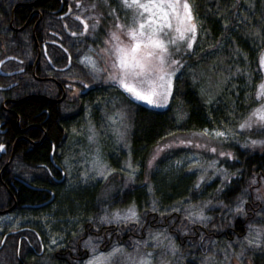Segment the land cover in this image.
<instances>
[{
  "label": "trees",
  "instance_id": "1",
  "mask_svg": "<svg viewBox=\"0 0 264 264\" xmlns=\"http://www.w3.org/2000/svg\"><path fill=\"white\" fill-rule=\"evenodd\" d=\"M27 1L32 0H3L4 8H0V42L6 54L20 59L31 56L34 50L32 37L27 27L19 32L12 28L22 27L33 8L19 6L12 18L11 11L18 2ZM67 1L86 9L92 3L96 8L93 12L102 27L110 22L107 14L111 10L120 12L117 0ZM188 2L196 25V40L192 51L181 60L183 66L174 79L171 100L165 110H151L144 102L129 100L120 89L102 85H94L74 105H64L61 115L54 105L39 99H28L13 107L19 116V127L41 124L46 138L23 158L17 153L25 151L26 142L16 144L15 156L0 175V210L10 201L4 187L9 186L12 177L25 180L27 173L41 174L38 170L46 173L38 165H49L50 140L55 149L53 160L59 163L56 152L62 151L72 137L70 131L74 120L83 115H91L96 120L94 112L96 115L100 111L119 112L127 154L115 160L110 155L112 151L105 152L106 161L113 171L103 182L75 190H65L63 186L54 190L42 184L55 191V199L51 200V203L54 201V209L37 215V219L57 223L61 235L70 240L74 252L80 249L82 237L90 236L97 242H105L107 248L121 241V245L130 250L144 243L149 235L162 232L164 242L172 244L170 250L165 247L169 251L163 252L159 248L161 244L157 247L155 255H159L163 262L227 264L228 260L220 256L219 248L236 243L241 247L242 260L249 264H264L262 244L252 248L244 245L253 227L264 228L262 203L254 195V190L264 184V149L253 151L249 145L250 140L261 139L264 133L241 134L225 143L224 149L231 158L203 157L205 161L208 159L206 163L216 162V171L221 170L226 176L223 179L213 175L209 181L202 182L194 172L160 173L161 165L172 157L170 153L160 158L153 169H147L152 148L169 134L225 126L235 129L258 104L256 90L262 79L258 61L264 50V0ZM57 7L56 0H39L34 8L48 16ZM10 22L12 28L9 27ZM52 27L57 28L56 24ZM76 28L80 29L77 25ZM102 38L100 33L85 35L80 40L81 50L88 46L97 47ZM4 67L11 70L20 66L7 62ZM77 68L80 77L91 82L88 73L81 66ZM24 79L25 75L21 76L19 84L8 94L19 97L23 91L39 87L32 77H29L27 85H24ZM15 122V117H11L4 136H0V145L5 148L11 146L18 133ZM26 136L38 140L41 132L30 129ZM125 157L137 168V175L129 180L119 173ZM4 165L5 157L1 156L0 170ZM21 197L31 203L40 201L36 192H24ZM129 207L135 208L137 222L112 224L102 219ZM190 213L196 216H190ZM70 220V223L66 222ZM16 248L13 238L6 239L0 249V264H53L44 258L30 262L20 253L18 258Z\"/></svg>",
  "mask_w": 264,
  "mask_h": 264
},
{
  "label": "rangeland",
  "instance_id": "2",
  "mask_svg": "<svg viewBox=\"0 0 264 264\" xmlns=\"http://www.w3.org/2000/svg\"><path fill=\"white\" fill-rule=\"evenodd\" d=\"M183 2L184 0H181V4ZM116 3L120 9L119 14L117 11L111 10L110 13L107 14L111 20L103 27L99 25L100 21L93 12L96 8L92 3L88 4L89 7L87 9L85 6L81 5L74 13L80 17L82 21V27H79L83 30V33L86 32L85 34H89V36L96 33L103 35L101 43H99L97 47H88L85 51L83 50L82 56L79 59L80 65L88 72L93 85L114 86L111 81H109L108 77L110 74H118L116 70L112 68L113 57L111 55L114 46L118 43V41L113 40L111 34L116 33V35L120 38V41H123L125 44L129 42L128 38L124 35L126 28H117L116 25L118 23L120 25H127L130 22L132 11L124 8L121 0H117ZM187 3L189 4L188 0ZM94 11L96 12V10ZM192 22L195 23L194 17ZM173 27H175V21H173ZM196 33L197 30H195L194 39L192 33H186L185 39L180 40L175 31H169L168 36L162 37L165 41L170 38H176V45L168 44V47L169 51L172 53L171 59H177L180 63L179 65H171V59L166 58L167 62L165 67L169 71L177 69L175 75L172 77L171 93L167 96L165 101L163 95L164 89L158 88L157 91L160 92L161 95L155 97V99L162 106L146 104L147 108L155 111H163L169 106L174 79L183 66V62L181 60L185 54L192 51L196 40ZM188 40H191L192 42L191 49L187 48ZM105 41H108V43H105ZM176 46L179 47L178 53L175 51ZM262 56H264V50L259 55L258 64L262 73V79L257 86V90L259 85L264 83V67H261L260 65V59ZM88 84H91V82H88ZM114 87L123 91V89L117 86ZM144 87H147V85ZM261 103H264V100H259L255 108L260 107ZM94 114L95 117H97L96 120L93 119L91 115L88 117L83 115L78 117V119L74 120L71 124L70 135H72V137H69L62 150V163L68 178L66 184L63 186L65 190H75L79 187L90 186L95 182H103L106 180L113 170L106 161L105 152L112 151L110 152V155L112 159L115 160L118 159L119 156L122 157L127 154V148L124 144V127L122 124L121 113L100 111L97 115L96 112H94L93 115ZM109 117H111V119H109ZM247 117L242 120L240 124L244 123ZM239 125L235 129H232L230 126H225L199 132L171 133L152 148L147 169H153L160 158L165 156L167 153H170L172 154V157L165 160V162L161 165V168L159 169L160 173L176 174L179 172H194L199 181L202 182L204 180L209 181L213 175H219V178L223 179L226 176H224L221 170L216 171V162L209 161L206 163L208 159L205 161L203 157H208L210 155L214 156L217 160L225 159L227 157L231 158V154L224 149L225 143L230 142L235 136L241 134L247 135L250 133H264V130H261L260 125L257 123H253L251 128L245 129H241ZM218 132H223L224 135L218 136L216 134ZM90 136L92 137L91 140L89 139ZM252 141L253 140H250L249 145L253 151H262L264 149V143H261L264 141V136H262L261 139L255 140L258 141L256 144H252ZM213 149H215V151H213ZM220 153H224V155H221ZM97 161H99V163H97ZM101 165H103V167H101ZM119 173L127 176L126 180H129L137 175V168H135L125 157L123 162L120 164ZM254 195L261 201L262 209L264 210V184L254 190ZM53 209L54 208L52 207L51 210ZM130 210L135 212V217L131 216ZM116 213H119V219L114 217V214ZM189 215L191 216L192 213ZM8 218L9 217H0L1 228L7 223ZM107 220L112 224H124L137 222L138 217L135 208L129 207L112 213ZM196 220H198V218ZM66 222L70 223L71 220ZM258 233L259 238L257 239ZM164 236L165 235L162 232L153 233L149 235L148 239H146L144 243H141V245L130 250H127L122 245L114 244L110 248H106L101 251L98 248L99 242H96L95 240H87L84 244V248L88 251V258L83 262V264H89V262H92V264H131L128 259L129 257L139 261L148 253H152V256L147 257V259L151 261V264H170L168 261H160V256L157 254L155 255V251L158 250L157 247L159 244H161L159 248L163 252L165 250L167 251L172 245L171 243L164 242ZM262 239L264 240V228L257 229V227H253L248 236L245 238L244 245L247 248H252L262 244L264 247V243H261ZM249 240H252L253 243L249 244ZM166 246L168 249L165 248ZM114 248H120L123 249V251L117 253L111 258H102L98 261L93 259L94 257H101V254H105L106 257L107 254ZM240 248L241 247L236 243H231L227 248L220 247L219 253L223 259L225 258L228 260L227 264H249L246 260H242Z\"/></svg>",
  "mask_w": 264,
  "mask_h": 264
},
{
  "label": "flooded vegetation",
  "instance_id": "3",
  "mask_svg": "<svg viewBox=\"0 0 264 264\" xmlns=\"http://www.w3.org/2000/svg\"><path fill=\"white\" fill-rule=\"evenodd\" d=\"M35 1L18 2L15 5L17 7L28 6L33 8L22 27L12 28V22L9 24V27L16 32L21 31L24 27H27L28 31H30L34 47L31 56L20 59L11 54H6L4 45L0 42V61L10 58L5 63L13 62L20 66L11 70H7L4 67L5 63L0 66V80L2 83L0 88L12 86L8 90H0L2 93L0 96V117L2 118L0 136H4L6 125L10 122L11 117L16 119L15 128L18 132L11 143L9 142L11 144L9 148H5L1 144L3 146L1 152L3 153L0 154V157H5V164L8 162L12 151L13 157L15 156L18 142H26L25 151L17 153V156L21 155L23 158L24 154L31 152L33 147L40 146L46 138V132L41 128V124H29L25 127H19V116L14 112V106L28 99H39L54 105L59 115H61V109L64 105H74L80 96L86 95L94 86L92 80L89 79L91 84H88V80L86 79L87 82H85L80 77L81 73L77 72V66H81L79 59L83 53L80 40L86 35V32L83 33L81 28H76V25L82 27L80 17L74 14L78 8L75 7L76 3L74 4L67 0H56L58 2L57 9L50 11L48 16H43L44 13L42 14L40 9L34 8L39 0L34 3ZM32 3L33 5L31 6L30 4ZM15 6L11 11V18L17 8ZM0 8H4L3 0L0 1ZM53 24H56V29L52 27ZM33 29L35 40L32 36ZM29 66L31 67L29 68ZM83 69L86 71L85 68ZM19 71L21 72L6 76ZM23 75H25V79L22 80L24 85L30 83L29 77H32L39 87L31 91L27 89L19 97L9 95L8 92L19 84V79ZM45 117H48L47 112ZM3 126L5 128L1 129ZM30 129H37L41 132L38 140H31L26 136L27 131ZM4 142L7 144L8 140H4ZM49 142L51 145L49 165H38L46 173L44 174L40 170L38 171L41 174L27 173L25 180L12 177L9 186L4 187L8 192L10 201L0 210V212L6 211L5 213H0V217L9 218L7 223L2 228L0 227V244L2 241L4 244L8 238H13L17 244L16 252L18 258L22 254L25 260L30 262L44 258L53 264H78L79 262L83 264L88 258V251L84 248V244L87 240H93L92 237H82L80 249L74 252L73 246L69 243L70 240L65 234V236L61 235V228L57 223H48L42 218L37 219V215L46 214L51 210L54 201L52 203L51 201L50 203L47 202L53 197L55 199V191L47 189L42 184H47L55 190L64 186L68 179L62 163L63 152H56V160H59V163L55 162L53 160L54 145L51 140ZM10 188L13 189V192ZM27 191L36 192L40 201L31 203L28 199L24 200L21 196ZM118 244L121 245V241ZM107 247L108 244L105 242H99L98 244V248L101 251Z\"/></svg>",
  "mask_w": 264,
  "mask_h": 264
},
{
  "label": "snow or ice",
  "instance_id": "4",
  "mask_svg": "<svg viewBox=\"0 0 264 264\" xmlns=\"http://www.w3.org/2000/svg\"><path fill=\"white\" fill-rule=\"evenodd\" d=\"M124 8L132 11L130 22L127 25H116L117 28H126L124 35L128 38V43L120 41L116 33H112V39L118 41L111 53L113 57L112 68L118 74H110L108 79L114 86L123 89L129 100L144 102L148 105L162 106L155 97L161 93L158 88L164 89V99L171 93L172 77L177 69L169 71L166 65V58L171 59L172 53L169 51L168 44L176 45V38L165 41L162 37L168 36L169 31H175L180 40L185 39L186 33H192L193 39L196 25L193 23V16L187 0L181 4V0H121ZM182 10V11H181ZM175 21V27H173ZM108 43V41H105ZM191 40L187 41V48L191 49ZM175 51L179 52L176 46ZM0 63H3L0 61ZM180 61L171 59V65H179ZM261 67H264V56L260 59ZM147 85V87H144ZM257 99L264 100V83L259 85L256 93ZM111 119V117H109ZM253 123L260 125L264 130V103L260 107L254 108L248 115L241 129L251 128ZM223 136V132L216 133ZM91 140L92 137L90 136ZM258 141L253 140L252 144ZM261 143H264L262 141ZM3 146L0 145V148ZM215 151V149H213ZM224 155V153H220ZM99 163V161H97ZM103 167V165H101ZM131 216L135 217V212L130 210ZM119 219V213L114 214ZM102 219H107L102 218ZM251 227V226H250ZM259 238V233L257 239ZM253 241L249 240V244ZM123 249L114 248L110 253L101 254V257H94V260L107 259L114 257ZM152 253L146 254L139 261L129 257L131 264H151L147 257ZM92 264V262H89Z\"/></svg>",
  "mask_w": 264,
  "mask_h": 264
},
{
  "label": "water",
  "instance_id": "5",
  "mask_svg": "<svg viewBox=\"0 0 264 264\" xmlns=\"http://www.w3.org/2000/svg\"><path fill=\"white\" fill-rule=\"evenodd\" d=\"M37 1V0H36ZM36 1L34 2V3H36ZM31 6L33 5V3L32 4H30ZM17 6H15V8H16ZM32 36H33V38H34V29H33V31H32ZM34 40H35V38H34ZM36 42V41H35ZM8 60H10V58H7V59H5V60H3L2 62L3 63H5L6 61H8ZM3 63H0V66L3 64ZM34 67V66H33ZM21 71H19V72H15V73H10V74H7L6 76H12V75H14V74H17V73H20ZM33 75H34V73H33ZM12 86H9V87H6V88H0V90H8V89H10ZM14 149V148H13ZM2 151V148H0V154L1 153H3V152H1ZM12 157H13V151L11 152V155H10V158H9V160H8V162L3 166V168L0 170V175H1V173H2V171L7 167V165L10 163V161H11V159H12ZM52 200V198L47 202V203H50V201ZM46 203V204H47ZM43 205H45V204H43ZM8 211V210H7ZM6 212V211H5ZM5 212H0V213H5ZM9 235V234H8ZM2 244H3V241L1 242V244H0V249H1V246H2Z\"/></svg>",
  "mask_w": 264,
  "mask_h": 264
}]
</instances>
